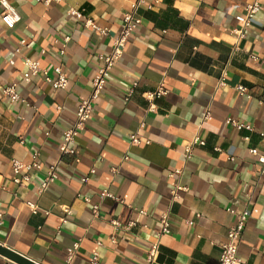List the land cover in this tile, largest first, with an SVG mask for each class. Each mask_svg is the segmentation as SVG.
Listing matches in <instances>:
<instances>
[{"label":"crops","instance_id":"1","mask_svg":"<svg viewBox=\"0 0 264 264\" xmlns=\"http://www.w3.org/2000/svg\"><path fill=\"white\" fill-rule=\"evenodd\" d=\"M9 1L21 20L9 28L0 17V79L17 82L25 101L0 95V243L40 264H148L160 215L169 211L170 231L161 235L153 264H219L220 245L235 221L229 209L248 202L238 255L246 264H264V174L258 162L264 154V0L242 38L235 29L254 0H148L151 7L139 8L142 22L68 154L60 151L63 133L92 90L98 54L110 52L134 0L49 6ZM87 18L108 34L86 25ZM24 57L51 75L60 65L67 88L52 87L41 74L24 81ZM160 86L167 93L149 100L147 93ZM228 117L253 130L227 123ZM132 134L138 144L131 143ZM195 135L206 143L187 159L184 147ZM36 151L43 168L25 171L32 181L17 185L12 159L29 162ZM53 164L58 177L39 193ZM177 168L181 174L170 177ZM85 175L89 179L82 181ZM176 181L188 191L171 201ZM104 189L116 198L101 199ZM96 203L99 217L92 214ZM141 209L146 214L139 215ZM131 220L135 225L126 229ZM76 241L79 248L68 261ZM0 264L19 263L0 254Z\"/></svg>","mask_w":264,"mask_h":264},{"label":"built area","instance_id":"2","mask_svg":"<svg viewBox=\"0 0 264 264\" xmlns=\"http://www.w3.org/2000/svg\"><path fill=\"white\" fill-rule=\"evenodd\" d=\"M45 5L49 6L53 2H61L62 0H41ZM147 4L148 7H151V3H148V0H134L131 4L130 10L126 12L123 16L122 24L118 35L113 39L112 47L110 52L108 53H99L98 58L100 61L99 67L92 79V90L90 94L85 97L77 106L75 119L71 123L70 127L67 128L63 133V141L60 145V151L62 154H68L73 152V145L76 142V138L79 135L80 131L84 128L87 121L91 118L95 101L100 97L102 92L105 89V85L107 83L108 76L111 71L115 67L116 63L119 61L121 56L124 53V49L127 41L130 36L137 30L139 25L142 22V19L139 15V8ZM0 6L2 8L0 12V17L2 22L9 28H13L20 20L21 15L16 7L9 0H0ZM262 9L260 0H254L250 3H247L244 8L243 16L241 17L240 26L235 29V32L239 37H244L246 29L249 28L256 16V14ZM73 15L77 18H82L84 15L81 10H72ZM85 24L88 26H92L94 29H97L101 34L107 35L109 30L107 28L98 27L90 18H87ZM69 40V36L65 38V41ZM24 43V40L21 41ZM60 53H64V49L60 50ZM251 58L255 61H259V56L257 54H251ZM25 64L27 66V71L23 74V79L26 82H31L32 77L38 74L44 76L45 80L52 85V87L56 89H66L69 83V79L65 72L63 71L60 65H55L53 67V75L47 69H43L38 61L32 60L28 57H24ZM264 63V60H261ZM137 82H133L132 86L129 88L127 92L126 99L132 95L134 88L136 87ZM237 89L242 93H247L248 89L243 85H238ZM167 90L160 86L155 91H150L147 93V98L149 100L154 99L155 97H159L165 95ZM0 95L2 97H7L10 101H25V99L21 96L17 89V82H8L5 83L0 79ZM262 103V101H260ZM153 105L150 107L152 108ZM58 109H61L59 106ZM226 122L234 125L235 127H245L249 130H253L252 125L240 123L230 117L226 119ZM264 136V133H261ZM140 139L137 134L131 135V143L138 144ZM206 141L200 135H195L191 141H189L185 147L184 152L186 158H190L194 153L196 146L205 145ZM216 150H221L220 148H216ZM250 154L255 155L258 153L255 149L249 150ZM39 152L36 151L32 154L31 160L29 162H23L18 159H12L11 165L14 173L13 181L19 186H23L32 181L31 177L25 173V171L29 169H37L41 170L43 168V163L38 159ZM258 162L262 165L260 170L261 174H264V154L258 155ZM93 172V170L91 171ZM181 174V169L177 168L172 171L169 176H179ZM58 177V168L57 165L53 164L46 169L44 172L39 184H38V192L43 193L48 186L51 185L52 182L56 180ZM89 176L85 175L82 177V181H87ZM188 191V187L182 185L179 181H176L173 184L171 189L170 200L175 201L180 198L181 192ZM101 199L104 198H116L112 193H110L107 189H104L100 193ZM249 198V195H248ZM87 202L90 201L89 198L85 199ZM32 211L37 210V205L32 202H27ZM63 212L66 215H71V209L69 206L62 207ZM229 212L235 216L234 223L228 228L226 233V240L220 245V257L219 264H246L244 259H242L238 255V245L240 243L245 225L250 215L248 202L244 203V206L240 209H229ZM92 214L94 217H99L100 215V204L96 203L92 206ZM146 214L145 210H140L139 215ZM66 221V219H64ZM112 223L116 226L120 225V222L113 220ZM136 221L131 220L124 227L129 229L133 225H135ZM170 231V214L169 211H165L160 215L159 218V229L157 232V237L153 240L147 250L146 261L148 264H153L160 248V237L163 234L169 233ZM80 241H76L72 247L68 248L67 260L70 261L75 253V251L79 248ZM96 257H94V260Z\"/></svg>","mask_w":264,"mask_h":264},{"label":"water","instance_id":"3","mask_svg":"<svg viewBox=\"0 0 264 264\" xmlns=\"http://www.w3.org/2000/svg\"><path fill=\"white\" fill-rule=\"evenodd\" d=\"M0 254L19 264H40L0 243Z\"/></svg>","mask_w":264,"mask_h":264}]
</instances>
